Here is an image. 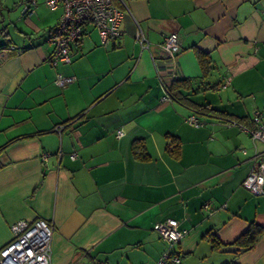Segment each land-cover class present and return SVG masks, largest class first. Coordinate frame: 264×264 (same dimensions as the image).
I'll return each mask as SVG.
<instances>
[{"label":"crops","instance_id":"1","mask_svg":"<svg viewBox=\"0 0 264 264\" xmlns=\"http://www.w3.org/2000/svg\"><path fill=\"white\" fill-rule=\"evenodd\" d=\"M125 1L119 39L104 44L88 24L73 62L56 67L47 41L63 7L35 0L24 13L30 0H0V46H14L0 49V249L14 222L42 218L54 227L52 264H157L170 246L155 226L176 220L187 231L182 264H264V237L220 252L252 222L264 226V194L243 186L264 143L208 115L247 125L264 115V0ZM171 33L176 58L161 47ZM58 72L75 82L58 87ZM185 78L195 107L206 106L205 126L187 123L188 105L163 99L164 85Z\"/></svg>","mask_w":264,"mask_h":264},{"label":"built area","instance_id":"2","mask_svg":"<svg viewBox=\"0 0 264 264\" xmlns=\"http://www.w3.org/2000/svg\"><path fill=\"white\" fill-rule=\"evenodd\" d=\"M116 1L119 2L117 5ZM46 0L50 9L63 7V14L55 27L50 32L48 43L54 46L48 61L53 66L69 65L73 62L75 54L73 48L78 46L85 35V27L88 24L94 25L102 43L107 44L111 40L119 39L123 31L120 28L122 20L126 15L131 14L129 6L125 0ZM35 5V0H30L29 4L22 6V12L30 10V6ZM137 40L145 47L148 46L147 40L143 33L137 34ZM165 54L171 58H176L181 51L179 37L177 33H171L164 38L161 45ZM76 77L65 75L58 72L55 83L59 87H66L75 82ZM230 82V79L228 83ZM164 100L171 99L165 88ZM189 125L196 127L204 126L195 114H191L186 119ZM254 121L257 123L256 128L237 122L229 121L227 126L239 125L253 139L254 143H264V116L260 112L254 114ZM63 127L59 126L57 130ZM124 135V131L119 129L117 137ZM261 153L256 154L255 163L243 186L256 195L264 194V159L260 157ZM48 154L43 158L46 160ZM76 159V153L71 155ZM176 220L158 223L155 226L156 231L160 234L163 241L170 247L165 251L157 264H179V254L173 252V246L181 242L187 235L186 230L178 227ZM13 239L0 249V264H52V238L54 227L45 219L35 221L18 220L11 226ZM109 264V263H105Z\"/></svg>","mask_w":264,"mask_h":264},{"label":"trees","instance_id":"3","mask_svg":"<svg viewBox=\"0 0 264 264\" xmlns=\"http://www.w3.org/2000/svg\"><path fill=\"white\" fill-rule=\"evenodd\" d=\"M11 47L14 48L13 45H7V47H6V45H2V46H0V49H2V48L10 49ZM200 61H201L203 72H204L205 75H207V73H209L211 71V69H212V66L210 64V59L207 56H204V55L201 54L200 55ZM165 86H166L165 88L167 89V92H168L169 96L171 97V99H173V100H175V101H177L179 103L188 105V107L192 110L191 114H195L198 117V114L201 112V108L202 107L203 108L206 107L204 105H198L199 107L198 106L195 107L196 106L195 103L192 102V99L189 98L190 94L189 93H185V91H184L185 89L191 88V82H190L189 78L176 79L170 85H168V86L165 85ZM60 88H64V87H60ZM213 88H214V86H213ZM211 109L212 110H209V114L208 115L212 116L214 118V121L216 120V122H218L219 124H222L224 126H227L228 122L232 120V121H237V122L247 126L248 128H256L257 127V123L254 121V116L252 117V120H251L252 124L251 125H247L240 118L234 117V116L226 114V113L215 112L216 110L214 108H211ZM261 114L263 115V113H261ZM198 119L201 122H204L205 124L207 122L206 120H202L199 117H198ZM205 124H204V126H205ZM64 125L65 124L58 125V126H56V128H58L59 126L63 127ZM191 126H193V125H191ZM237 126L242 130V132L248 134L239 125H237ZM194 127H196V126H194ZM257 143H259V142H257ZM133 148H134V153L139 158L145 157L146 153L144 151L143 141L136 140L134 142ZM177 152H179V144H177L175 146V149H174V154L177 155ZM254 159H256V157ZM254 163H255V161H254ZM263 237H264V226L259 224V223H256V222H252L249 225V227L247 228V230L235 241V245H238V246H241V247L253 248L260 241V239H262ZM211 241L213 243V247L214 248H220L223 245V243L216 237H211ZM177 245L173 246L172 249H173V252H176V253L179 254V257H180V260H181L179 264H182V258H183L182 256H183V254H182V252L180 250H178ZM236 254H239V253H236ZM230 264H236V263H230Z\"/></svg>","mask_w":264,"mask_h":264},{"label":"water","instance_id":"4","mask_svg":"<svg viewBox=\"0 0 264 264\" xmlns=\"http://www.w3.org/2000/svg\"><path fill=\"white\" fill-rule=\"evenodd\" d=\"M248 249H250L249 247H241L235 244H231V245H225L220 249V252H224V253H242V252H246Z\"/></svg>","mask_w":264,"mask_h":264},{"label":"rangeland","instance_id":"5","mask_svg":"<svg viewBox=\"0 0 264 264\" xmlns=\"http://www.w3.org/2000/svg\"><path fill=\"white\" fill-rule=\"evenodd\" d=\"M59 66H62V64H59Z\"/></svg>","mask_w":264,"mask_h":264},{"label":"clouds","instance_id":"6","mask_svg":"<svg viewBox=\"0 0 264 264\" xmlns=\"http://www.w3.org/2000/svg\"><path fill=\"white\" fill-rule=\"evenodd\" d=\"M23 4V3H22Z\"/></svg>","mask_w":264,"mask_h":264}]
</instances>
